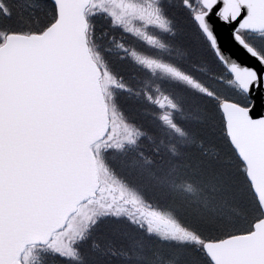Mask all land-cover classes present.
Here are the masks:
<instances>
[{"label": "snow or ice", "instance_id": "6c2138e0", "mask_svg": "<svg viewBox=\"0 0 264 264\" xmlns=\"http://www.w3.org/2000/svg\"><path fill=\"white\" fill-rule=\"evenodd\" d=\"M0 264H264V0H0Z\"/></svg>", "mask_w": 264, "mask_h": 264}]
</instances>
